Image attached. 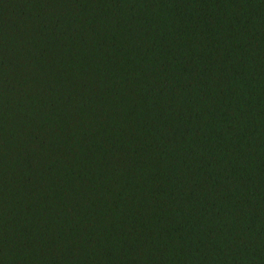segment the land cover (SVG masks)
Segmentation results:
<instances>
[{
  "label": "trees",
  "instance_id": "16d2710c",
  "mask_svg": "<svg viewBox=\"0 0 264 264\" xmlns=\"http://www.w3.org/2000/svg\"><path fill=\"white\" fill-rule=\"evenodd\" d=\"M0 264H264V0H0Z\"/></svg>",
  "mask_w": 264,
  "mask_h": 264
}]
</instances>
